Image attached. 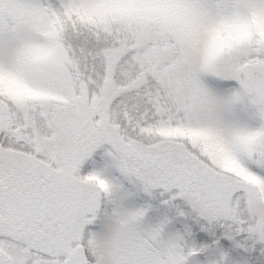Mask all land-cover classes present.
Returning a JSON list of instances; mask_svg holds the SVG:
<instances>
[{
  "label": "snow or ice",
  "instance_id": "6c2138e0",
  "mask_svg": "<svg viewBox=\"0 0 264 264\" xmlns=\"http://www.w3.org/2000/svg\"><path fill=\"white\" fill-rule=\"evenodd\" d=\"M0 264H264V0H0Z\"/></svg>",
  "mask_w": 264,
  "mask_h": 264
}]
</instances>
